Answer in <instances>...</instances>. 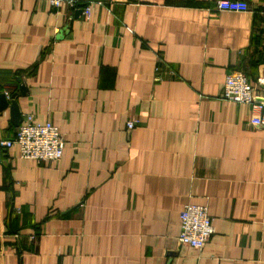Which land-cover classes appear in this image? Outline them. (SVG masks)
Wrapping results in <instances>:
<instances>
[{"label": "crops", "instance_id": "0c3cea01", "mask_svg": "<svg viewBox=\"0 0 264 264\" xmlns=\"http://www.w3.org/2000/svg\"><path fill=\"white\" fill-rule=\"evenodd\" d=\"M216 1L0 0V140L34 114L66 141L0 147V264H264V128L221 97L233 73L264 88V0ZM190 203L201 250L178 239Z\"/></svg>", "mask_w": 264, "mask_h": 264}, {"label": "built area", "instance_id": "2783aa9c", "mask_svg": "<svg viewBox=\"0 0 264 264\" xmlns=\"http://www.w3.org/2000/svg\"><path fill=\"white\" fill-rule=\"evenodd\" d=\"M85 0H50L54 7L67 4L76 7ZM91 7L86 5L83 15L89 18ZM246 5L230 0H217L214 11L245 10ZM221 97L225 100L246 104L251 107V123L264 128V88L255 89L244 73L229 74L223 84ZM136 121L128 122V129L135 127ZM18 145L20 156L38 162L59 161L66 149V141L58 126L51 121L38 123L34 114H26L14 137L0 140L1 148ZM215 233L214 219L209 212V205L187 204L180 213L179 241L183 245L201 250ZM3 233L0 231V242Z\"/></svg>", "mask_w": 264, "mask_h": 264}, {"label": "water", "instance_id": "95a60500", "mask_svg": "<svg viewBox=\"0 0 264 264\" xmlns=\"http://www.w3.org/2000/svg\"><path fill=\"white\" fill-rule=\"evenodd\" d=\"M12 107H14V106H12ZM16 110V109H15Z\"/></svg>", "mask_w": 264, "mask_h": 264}]
</instances>
